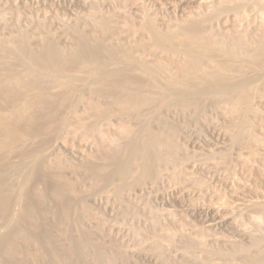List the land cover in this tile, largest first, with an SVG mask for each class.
<instances>
[{
  "label": "rangeland",
  "instance_id": "obj_1",
  "mask_svg": "<svg viewBox=\"0 0 264 264\" xmlns=\"http://www.w3.org/2000/svg\"><path fill=\"white\" fill-rule=\"evenodd\" d=\"M200 2L202 4V0H0V8L7 12L9 19L11 16V18L15 16L10 20L15 19L16 22H13L16 23L17 27L28 28L27 30H30L32 37L36 36L38 38V33L44 31L42 35L50 34V36H54L53 39L55 41L57 39L58 42H56L59 46L67 48L68 45L70 47L72 43L73 46L76 42L73 39L74 34L72 31L75 29V27L74 29L72 27L74 23V26L79 24L76 27L78 29L82 27L85 33L89 35L93 33L91 25L85 26L88 25L85 24L83 26L84 23L80 19L96 7L106 15H113L119 23L124 22L125 17L128 16L131 19L138 18L140 20L141 15L139 14L149 13L150 11V13L153 12L157 15L155 16L158 17V25H160L165 20L171 21L172 19L176 21V18L178 20L181 17H186L191 11L193 12L195 9L202 7ZM143 8L145 12L144 10L141 11ZM44 19L45 28L42 30L41 27L42 31L37 30L40 29L37 27L39 21L44 24ZM163 24L164 22L160 26L163 27ZM123 36L124 34L121 37ZM126 37L123 41L120 38V41L128 44L126 40L130 37H127V39ZM37 38H31V42L32 45L40 49ZM138 38L144 39L146 42L149 41L146 35ZM132 40L133 38H130L129 43ZM112 68L115 69L116 67L112 66ZM85 77L87 76H82L84 79ZM94 77H87L86 80L83 79V82H80L82 79H79L80 84L77 81L74 90L75 92L77 89L76 99L74 97L72 99L71 96L69 101L66 99L68 103L61 97V93L60 96L59 93L54 92L53 79L38 81L41 85H44L39 86V83H36L39 88L37 89V86H35L36 88L33 89L38 90V94L41 95L45 92V97L42 95L41 100L47 98L46 101L49 104L48 99H51L49 96H54V94L59 96L54 97L56 101L51 100L50 105H47L46 101L40 100L38 106L29 108L17 117L14 116V112L8 104L11 96L7 91L0 89V116H5L6 124L9 127L18 130V135L14 137L7 136L0 124V193L5 191V184L14 185L10 198L12 201H9L8 210L0 212V264H55L53 252L62 254L69 241L71 242V240L79 237L80 234L85 233L84 231L90 233V241L98 247L101 246L102 250L106 249L108 253H114L116 250V255L126 253L124 256L118 254V257L121 258H118V264H162L158 258L157 250L151 245L152 238L155 235L172 234L173 238L175 236V243L173 242L172 245L165 239L162 240L165 251L164 257L168 264H184L189 261L188 253L182 249V246L188 243L189 239L197 238L198 230L206 231L207 248L210 251L213 250V252L221 247V239L225 237L234 239L237 237L235 214L232 212L235 213V204L237 205L240 200L249 202L252 199H257L258 195L264 192V148L255 142L256 146L260 148L256 147L253 145L254 143H249L246 140H243L245 144L243 141H241L242 144L234 141L231 144L230 136L227 135L229 122L224 119V115L220 114L222 110L218 106L217 108L211 105L215 109L209 107L210 103H213V101H210L211 95L210 97H207L206 94L203 95V102L206 101L209 104L206 105L207 107L204 106L206 103H202V107L195 108V106H192V108L188 106L180 109L176 105L163 102L158 103V105L156 103V106L152 105L153 108L147 107L148 110L145 108L144 115L146 113L149 116L148 118L146 115V118L150 120V122H147L150 124V126L148 125L150 129L152 128L151 130L155 132L159 130L162 133L168 132L166 136L170 134V138L174 139L175 144L180 149L177 156L180 159L181 172L177 177H173L169 174L171 168L164 169L160 176L153 175L152 178L145 181V184H142L143 186L136 183L134 177L135 181H133L134 179H131L133 182L128 180L130 182L128 184L131 186L127 184L126 187H130H125L126 189L124 188L120 193L118 190L119 194H117L116 189L118 187L116 185L120 184L118 183L119 180L115 179L118 184L115 181L114 184L112 182L111 185H108L104 183L103 179L94 180L92 178L91 166L93 162L104 163L107 160V157L104 159V155H107L106 151L109 150V148L105 149V145H103L104 148L102 147L101 143L103 142L99 140L100 137L96 134L86 133L83 129L74 130L76 133H66L65 130L60 128L63 117L68 122L67 124L71 125L74 122L73 113L79 114L88 110L86 108L88 101L95 98V93L92 94L96 89ZM50 79L51 81H49ZM48 84L53 89L50 90V87H47ZM41 87H44L43 91ZM263 89L258 90L259 96L255 94L256 97H253L255 98L253 104L256 107L257 103L261 101L257 109L262 108L261 116L260 110H258L259 116L257 119L254 118L253 123L255 125V122L258 121V126H253V131L255 130V133L257 131L258 138H261L259 140L263 139L264 142ZM52 90L53 92H51ZM32 91L30 90L28 97L32 94L31 97L37 95L35 91ZM113 94H117V92ZM113 94H110L112 99ZM82 95H84L83 98ZM110 96H106L107 100L103 98V108L113 102L109 101ZM81 98L84 101H81ZM77 99L80 101H77ZM17 104H22V101ZM84 104L87 110L84 108ZM71 107L74 112L70 111ZM113 108L117 112L119 111L115 106ZM114 109L111 110L112 113L110 112L111 115L113 114L110 115L112 119L107 121L110 122V126L113 124L112 128L106 121H102V124H100L101 127L107 124L111 128L113 136L109 134L111 133L110 129L102 127L105 133H107V129L108 132L110 130L107 134L110 138L116 136L117 132L114 130L119 126V122H124L125 119V121H128V119L131 122L132 120L135 121L134 123L130 121L128 123H131V125L137 123L138 127L135 125V129L139 128V121L125 116H120L121 119L117 116L118 113L121 115L120 112L115 113L116 110ZM53 110L54 114L52 115ZM75 110L78 111L75 113ZM88 111L83 114H87ZM146 111H149V113ZM63 119V123H66ZM155 119L161 120V123ZM258 119H263V123ZM259 122L262 124H259ZM114 124L117 125H115V129ZM225 125H227V128ZM248 144H251V146ZM246 145H248L247 148ZM56 158H59V161ZM60 159L62 167L60 169L53 168L52 166L60 162ZM37 165H40L41 168ZM111 165H109L107 173L113 171L114 168ZM28 166H30V169L33 167L34 170L30 171ZM50 168L56 171L51 169L50 173ZM66 184L67 186L64 187L65 192H68L69 189L72 190L71 220H74L70 225L60 222L62 202L58 201L59 199L55 196V189ZM23 192L24 194L21 196ZM150 210L157 214H155V217L157 216L156 220L159 219L157 226L152 223L153 213ZM28 213L35 220L34 226L27 222L26 218L29 215L26 216V214ZM16 229L22 233L31 232L34 235V244L26 245L22 235L9 241L10 236ZM62 232H66L64 234L67 235H62ZM9 242H11V245H8ZM116 245L123 247L122 250L119 251L120 247ZM15 247L19 251L16 252ZM112 247L118 249L115 248L114 250ZM1 249H5V251L1 252ZM193 250L197 256L203 255L202 249L198 246H195ZM122 257L125 259L122 260ZM82 260L79 259L81 263L76 260L78 262H75V264H93L87 262V259V261L85 260L86 263ZM215 261H217V258Z\"/></svg>",
  "mask_w": 264,
  "mask_h": 264
},
{
  "label": "bare ground",
  "instance_id": "obj_2",
  "mask_svg": "<svg viewBox=\"0 0 264 264\" xmlns=\"http://www.w3.org/2000/svg\"><path fill=\"white\" fill-rule=\"evenodd\" d=\"M201 5V8L191 11L189 15H185L186 17H181L178 20L176 18V21L172 19L171 21H162L161 24L164 22L163 27L160 26L161 24L158 25L157 15L153 14V12L150 13V11L149 13L145 12L144 8L141 11L144 10L145 13L141 12L143 14H139L141 15L139 17L141 18L140 20L137 17V19H131L128 16L125 17L124 22L119 23L113 15H106L96 7L98 9L94 8L80 19L84 23L83 26L85 24H88L85 26L91 25L93 33L89 35L85 33L82 27L81 29L76 27L79 24L76 26H74L75 23L74 25L72 24L73 29L75 27L72 31L74 34L73 39L76 41L74 45L75 43L76 45L72 46L71 43L70 47L68 45L69 48L67 46V48H64L59 46L57 39V42L53 39L55 38L54 36H50L49 33V35H42L44 31L42 33L39 32V35L36 34L38 38L36 36L33 37L37 38V42L40 43L36 42L40 45V49L32 45L31 38L33 39V37L30 30L17 27L16 23L13 22L15 19L13 21L10 20L15 16L11 18L12 16L9 15L11 16L9 19L7 12L0 8V89L7 91L11 96L8 104L14 112V116L17 117L29 110V108L36 106L41 100V96H44L45 92L41 95L38 94V90H34L39 83L38 81L53 79L54 89L49 85V82H47L49 83L47 87H50V90L52 88L59 95L61 93L62 96H60L66 102V99L69 101L71 96L72 99L75 98L77 89L75 92L74 90L79 79H82L80 82H83L84 78L82 76H95L94 84L96 85H93L96 86V89L92 93H95V98L89 99L88 103L86 101L87 107L84 104V108L86 107L89 110L85 108L88 113L83 114L87 112L83 111V113L74 114V111L71 110L72 106L70 111H73L74 122L69 125L63 117L62 119L66 123H63L61 119L62 126L60 128L65 130L66 133L83 129L86 133L96 134L100 137L99 140L104 143H101L102 147L105 145V149L109 148L106 151L107 155H104V159L107 157L108 161L106 160L104 163L93 162L91 166L92 178L94 180L103 179L104 183L108 185H111L112 182L114 184L116 180H119L118 183L120 184L117 181L115 182L118 184L116 185L118 187L116 189L117 194L121 190L123 191L126 185L130 183L128 180H133L134 177L136 181L135 179L133 181L142 185L145 184V181L152 178L153 175L160 176L164 169L171 168L172 170L169 174L173 177H177L181 172V163L177 156L180 149L175 144L174 139L170 138V134L166 136L168 132L165 133L163 131L164 133H162L159 130L157 132L151 130L152 128L150 129V124L147 122H150V120H147L146 113L144 115V109L152 107L153 104L156 106V103H168L169 105H176L180 109L188 106L202 107V103H206L204 106L207 107L206 105L209 104L206 101L203 102V95L206 94L207 97L211 95L210 101H213V103L209 102V107L211 105L218 106L222 110L220 114L224 115V119L229 122L228 128L227 125L225 126L228 132L227 135L230 136L231 144L232 141L241 143V141L246 140L249 143H254L253 145L255 146L256 142L258 143L257 145L264 148L263 139L259 140L261 138H258L257 131L256 133L255 130L253 131V126H258L257 120L255 125L253 123L255 121L254 118L257 119L259 116L258 110H260V116L262 113V108L260 109L259 107L257 109L261 101L257 103L256 107L253 104L255 99L253 97H256L255 94L259 93V89L264 88V0H202ZM43 22L44 24L42 21L37 22L38 26L36 23V26L40 28L37 30H41V27L42 30L45 28V19ZM122 34L125 37L133 38V40L130 43V38L126 40L128 44L121 42L120 38H122V41L125 38L124 36L121 37ZM144 35L149 38V41L146 42L144 39L138 38ZM35 47L38 49H35ZM11 60L13 61L11 62ZM112 66L116 68L114 69ZM39 86H37V89ZM43 88L41 87L42 91L44 90ZM30 90L35 91L37 95L31 97L32 94L28 97ZM115 92L117 94H113ZM110 94H113V99ZM108 95L110 96V100H108L113 101L112 103L109 102L112 105L108 106L107 101V105L105 104L107 107L104 106L103 108V98L106 99ZM56 96L55 94L54 96H49L51 99L48 100L50 102L51 100L56 101V98L54 99ZM60 98L59 100L62 99ZM82 98L81 101H84ZM42 100L46 101L47 98ZM21 101L22 104L18 105L17 103ZM50 102L48 104V101H46L47 105H50ZM113 106L119 109L118 112L121 115ZM204 106L203 108H205ZM112 108L116 110L114 112L118 113V115L116 114L118 117L135 118L140 123L139 128L135 129V125L138 127L137 123L131 125L133 120L132 122L129 119L125 121L126 119L124 118V122L120 121L117 129H115L117 125L114 124L115 130H113L117 134L115 133L116 136L110 138L107 134L113 124L110 126V122L108 123L107 121L112 119L110 117ZM213 109L215 108L213 107ZM76 111L78 110H75V113ZM149 111L146 112L149 113ZM204 112L206 111L204 110ZM152 114L154 113L152 112ZM49 115L51 114L49 113ZM147 117L149 118L148 115ZM262 118L264 119V117ZM0 119V124L7 136L14 137L18 135L17 129L6 124L5 116H0ZM262 120L260 119L259 121L263 123L264 120ZM102 121H106L111 127L109 128L106 123V126H102L110 129L109 132L106 128L107 133H105L104 128L101 127ZM129 121L131 123H128ZM109 134L113 136L112 130ZM95 137L97 138V136ZM248 145L251 146V144ZM248 145H246V148ZM255 146L252 147L254 148ZM56 159L58 160L59 158ZM61 162L60 159V162L55 163L52 167L60 169L62 167ZM112 163L113 165H111ZM109 165L113 166L114 169L107 173ZM37 166L40 167V165ZM53 168H50V173ZM29 170H34V168H29ZM53 171L56 170L53 169ZM65 186L67 184L58 186L55 189V196L59 199L58 201L62 202L60 222L70 225L72 220H74H71L72 190L69 189L68 192H65ZM4 189L5 191L0 193V212L8 210L9 201H12L10 198L14 185L5 184ZM23 194L24 192L21 196ZM235 206V213L234 211L232 212L235 214L237 237L234 239L226 237L221 239V247L213 252V250L210 251L207 248L206 231L198 230L197 238L189 239V242L182 246V249L188 253L190 258L184 264H264V192H261L257 199H252L249 202L240 200ZM153 214L151 220L153 225H156L159 219L156 220V213ZM26 216H28L27 218L25 217L28 224L34 226L35 220L31 214L28 213ZM14 231L9 241L22 235L26 245L34 244V235L31 232L22 233L18 229ZM84 232L79 237L71 240V242L69 241L62 254L53 252L55 264H73V262L75 264L79 259H87V262H92L93 264H118V258H120L118 254L121 255L123 253L116 255L115 248L118 249L117 247H112L115 250V254L108 253L106 249L102 250L101 246L98 247L90 241L89 232ZM64 233L66 232L61 234L63 235ZM81 235L83 236L81 237ZM174 238L172 234L155 235L152 238L151 245L157 250L158 258L162 264H168L164 257L165 251L162 240L165 239L172 245L173 242L175 243ZM8 245H11V242ZM195 246L202 249V256H197L194 253L193 249ZM122 248L120 247L118 250L120 251ZM1 250V252L5 251V249ZM14 250L16 252L19 251L17 247ZM216 258L217 261H215ZM79 263L81 262L79 261Z\"/></svg>",
  "mask_w": 264,
  "mask_h": 264
}]
</instances>
